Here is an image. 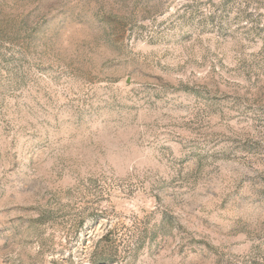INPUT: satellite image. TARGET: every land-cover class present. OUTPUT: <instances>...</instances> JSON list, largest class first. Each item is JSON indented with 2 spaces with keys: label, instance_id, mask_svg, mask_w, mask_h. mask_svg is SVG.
<instances>
[{
  "label": "rangeland",
  "instance_id": "374dc122",
  "mask_svg": "<svg viewBox=\"0 0 264 264\" xmlns=\"http://www.w3.org/2000/svg\"><path fill=\"white\" fill-rule=\"evenodd\" d=\"M0 264H264V0H0Z\"/></svg>",
  "mask_w": 264,
  "mask_h": 264
}]
</instances>
